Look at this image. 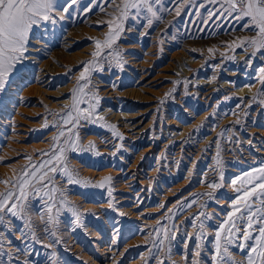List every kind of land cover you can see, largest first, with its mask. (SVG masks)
<instances>
[{
  "label": "rangeland",
  "instance_id": "374dc122",
  "mask_svg": "<svg viewBox=\"0 0 264 264\" xmlns=\"http://www.w3.org/2000/svg\"><path fill=\"white\" fill-rule=\"evenodd\" d=\"M124 2L79 0L65 19L57 14L55 23L38 26L46 36V44L54 45V51L62 49L68 32H75L80 41L69 52L79 59L77 65L67 62L48 88L50 94L57 95V88L65 86L66 93L57 98L27 94L17 102L16 123L24 130L1 126L0 181L15 182L25 169L31 172L32 165L49 159L53 152L59 154L61 147L66 159L57 164L56 173L49 172L53 179L48 188L35 193L31 186L25 188L27 199L21 201L22 215L0 213L5 216L0 223V250L4 253L0 264H145L142 257L148 258V264H193L194 260L211 264L218 225L227 219L236 197L250 187L238 178L252 173L253 168L264 167V154L259 153L264 151V132L260 133L264 130V74L260 71L264 68V49L258 50L249 43L259 39L258 29L248 18L237 20L235 14H216L222 1L212 4L209 0H184L178 5L177 0H162L161 5H153L159 19L145 10L137 15L135 9H130L125 18ZM55 3L57 9L65 6V0ZM177 7L181 8L179 15ZM149 18L153 20L151 26ZM110 36L109 47L105 41ZM98 40L100 48L96 46ZM87 51L91 58L84 56ZM26 53L13 74L28 65ZM135 57L150 62L151 74L143 81L132 63ZM152 76L156 77L155 84L148 94L139 88L147 87ZM7 87L8 84L0 92V108ZM109 87L115 88V100L102 92ZM131 90L136 93L130 97ZM203 91H211L212 96L205 100ZM28 96H34L31 98L35 102L27 100ZM124 98H129L126 104ZM47 99L67 102L56 109L49 106ZM77 109L88 112L80 113L79 123L73 126ZM69 111L72 120L65 125L61 118H67ZM110 112H138L137 119H150L146 137L154 140L157 131H165L171 117L187 126L181 137L175 139L169 133V138L164 139L167 145L157 146L150 157L141 156L147 173H139L143 176L144 192L138 197H134L136 190L118 185L122 173L115 171L127 169L126 163L120 168V157L131 162L133 154L140 150L132 152L128 147L129 137L120 124L132 120H116ZM89 113L90 118L84 120L83 116ZM62 130L64 136H59ZM58 136V140L54 139ZM66 138L76 142L75 150L65 143ZM64 165L81 183H68L67 176L61 173ZM93 169L96 173H92ZM233 180H237L235 185ZM213 182L221 186L209 188ZM52 187L58 191L51 193L53 199L49 200L44 192ZM8 189L19 195L14 183L0 182V193ZM209 192L211 198L198 195ZM49 204L52 222H48ZM70 209L75 210L79 220ZM201 212L210 218L199 216ZM157 228L161 229L159 235ZM165 228L173 239H165ZM198 231L203 233L199 256L196 241L185 236L187 233L194 237ZM252 231L254 236L258 234L255 228ZM226 235L227 231L222 233V246ZM161 239L163 245L159 243ZM238 243L244 241L240 239ZM111 244L117 248L109 249ZM231 251L236 260L245 259L235 244Z\"/></svg>",
  "mask_w": 264,
  "mask_h": 264
},
{
  "label": "snow or ice",
  "instance_id": "6c2138e0",
  "mask_svg": "<svg viewBox=\"0 0 264 264\" xmlns=\"http://www.w3.org/2000/svg\"><path fill=\"white\" fill-rule=\"evenodd\" d=\"M79 0H65V6L61 9H57L55 0H0V92L5 90L9 77L14 71L17 70V65L23 60L24 53L27 51V46L30 42V34L34 28L42 26L44 22L55 23V17L59 14L60 19H65V14H70L71 10L77 5ZM91 3V0H89ZM184 0H177L178 5H182ZM210 3H220L221 0H209ZM161 5L162 0H125L122 15L126 18L130 9H135L137 15L141 10H145L151 14L152 17L159 19L157 11L154 10L153 5ZM203 7V4H201ZM86 8V6H85ZM87 10V8H86ZM181 11L180 7L176 8V14L179 15ZM213 13L210 12V15ZM218 15H233L237 20H244L248 18L251 21V25L258 29L259 39H252L249 41L258 50L264 49V0H223ZM153 20L148 19V25L151 26ZM119 27V26H118ZM122 30V28H120ZM118 34V33H117ZM112 37L110 36L105 44L111 46ZM97 48L101 47V42L96 41ZM211 51V50H210ZM94 53L93 55H98ZM119 54L117 53V56ZM255 55V52H253ZM87 66H85V72H87ZM264 74V68L260 69ZM81 79H84V73L81 74ZM82 90V89H80ZM76 103H79L77 101ZM75 107V103L73 105ZM77 116L75 118L74 125L79 123L81 119L80 113H87V109H77ZM90 113L84 115L83 119L88 120ZM63 123L67 125L72 120V112L67 113V118L62 117ZM71 131V129H69ZM223 135V133H221ZM59 136H64V131H60ZM58 137L54 139L58 140ZM123 139V137H121ZM65 143L69 145L72 150L77 148L76 142L71 138H66ZM89 147H92L90 144ZM219 147V145H218ZM65 149L59 148L58 153L53 152L51 157L42 161L39 165H32V171L28 172L27 169L17 178L15 182L10 180L0 181L4 184L14 183V186L19 188V195L8 189L4 193H0V213H11L12 216L22 215L24 205L21 201L27 199V193L25 188L31 186L33 192H40L42 189L48 188V184L52 181V177H49V172H57V164L66 159L64 156ZM45 155H48L45 153ZM219 156V153H218ZM31 159V158H29ZM220 160H217V164ZM46 169L45 171H41ZM61 173L67 176L68 183H81L77 179L73 172L68 170L67 166L61 167ZM254 173V174H253ZM110 180L111 177L106 178ZM242 183L250 185L243 190L237 188L236 191L241 193L232 202V211L227 214V219L218 225V230L215 232V248L214 254L211 257V264H264V167L253 168L252 173L245 174V177L238 178ZM39 184L40 187H35V184ZM87 183V182H84ZM237 180H233L232 184L235 185ZM103 187V184L98 185ZM221 185L218 183H209L208 187L211 189L219 188ZM58 189L52 187L50 191H45L44 195L48 196L49 200L53 197L51 193L57 192ZM111 195V190H109ZM207 195L212 197V193L198 194ZM259 204L257 207L256 204ZM195 203V201H193ZM191 207V205H187ZM17 209L18 211H13ZM59 211V209H57ZM74 214L75 210L70 209ZM48 222H52L54 217L52 213V205L48 206ZM237 213L239 215H237ZM77 220H79V215ZM199 216H204L209 219L207 213L201 212ZM199 216L197 218H199ZM5 216L0 215V223H3ZM204 224L201 222L200 229H203ZM175 228V225H173ZM255 228L257 235H253L252 229ZM161 229L157 228L156 232L159 235ZM165 239H173L169 236V230L163 229ZM227 231V235L223 237L224 244L222 246V233ZM185 236L189 240L196 241L195 247L197 249L196 255L199 256L201 244L199 241L202 239L203 233L198 231L194 237ZM242 239L244 243H238ZM248 241H254V243L248 244ZM161 245L164 244V239L159 241ZM235 246L243 252L244 260H236L231 251L232 246ZM155 246V243H154ZM4 253L0 250V256ZM151 256V250L149 251ZM9 260H11V254H8ZM155 258V257H153ZM145 260V264H148V258L142 257ZM158 264H164L163 261H159ZM193 264H200V261L194 260Z\"/></svg>",
  "mask_w": 264,
  "mask_h": 264
},
{
  "label": "bare ground",
  "instance_id": "6f19581e",
  "mask_svg": "<svg viewBox=\"0 0 264 264\" xmlns=\"http://www.w3.org/2000/svg\"><path fill=\"white\" fill-rule=\"evenodd\" d=\"M40 28L39 27L34 28L32 33L30 34V42L27 46V53H26L27 57L25 58L26 64H28V65L24 66L23 68L22 67L18 68V71L15 74H11L9 77V82L7 83L8 87L6 88L7 91L4 93V97L2 98L3 99L2 105L0 108V130H1V132L4 131L3 128L1 127L2 125H6V126L11 125L12 127H15V128H13L15 130H19V129L24 130L25 127L18 126V124L16 123V121H17L16 113L18 111L17 102L19 100H21L22 96H26L27 94H32V95L41 94L43 96L44 95H50L54 98L55 97L57 98V97H59L57 95H59L60 93H62V94L66 93V87L65 86L57 88V90H58L57 95L50 94L51 91H49L48 88L52 87L54 85L55 82L53 81V79L61 73L60 70L63 68V66L68 65L67 62L71 61L73 65H77L76 62H78L79 58H77V60H76L74 57L75 56L74 53L69 52L80 41L78 36H76V33L75 32H68L63 38L64 39V41H63L64 45L62 46V49L60 51H54V50H52L54 45H51V43L46 44V42L44 41L46 36L43 35V33H42L43 30ZM44 50L48 51V54L41 53V51H44ZM83 54H85V53H83ZM84 56L87 58H91L90 52H88V51ZM148 56H147V58H148ZM76 57H79V56H76ZM152 57H150V59ZM145 59L138 60V57H135L133 62L131 60V62L134 63L133 65L136 67V69L139 72L140 81H143L145 78H147L151 74L149 66H148V64L150 62L145 60ZM73 61L75 63H73ZM169 62H171V61H169ZM20 64H22V63H19L18 66H20ZM134 66H133V68H134ZM166 67H168V66H166ZM164 73L166 74V72H164ZM157 74H159V72ZM155 78H154V76L149 78L150 80L147 81V83H146V84H148L147 87L141 85L139 89H143L146 93L150 94L151 91H153V88L151 86H153L155 84L154 83ZM73 79H75V77ZM136 80L137 79H135V81ZM114 89L112 87H109L108 89L106 88L105 90H102V92L104 91V93L107 96L112 95V97L115 100L116 94H115ZM139 89H138V91H139ZM203 92H205V91H203ZM135 93H136L135 91L131 90L129 92V96L132 94H135ZM154 94H155V92H154ZM203 96H204L205 100H208L212 96L211 91L205 92L203 94ZM31 97H34V96H28L27 100H30V102H33V100H35V99L31 98ZM125 100H129V98H124V101H123V103L125 102L124 104L127 103ZM47 101H48L47 103L49 104V106L51 108L56 107V109H60L61 106L67 102V100H58L56 102H53V100H48V99H47ZM11 110H12V112H11ZM208 111H206V112H208ZM136 113H138V112L127 113V115H122L119 113L110 112V115L112 117H114L116 120H120V118H127V119L129 118L132 120L130 122H129V120H128V122L123 120L120 122V124H121L122 129L125 131V132L124 131L123 132L126 133V135L129 137L128 138V141H129L128 147L131 148L132 152L134 149L139 148L140 150L138 153L133 154L134 158L131 160V162H130L129 158H128V161L126 160V162H125V160L123 161L120 157L119 158L121 161L120 168H124L123 165H124V163H126L127 169L125 172H122V171L116 170V169H115V171L122 173V175H121L122 177L119 179L118 185L120 187H123L126 190H131V189H133L134 191L136 190L137 193H136V195H134V197H136V196L138 197L144 192V183H143V179H142L143 176H140L139 173L145 174V173H147V171H146V165L140 161V159L142 158L141 156L147 155L150 157L151 155L156 153L157 146H160V147L165 146V144L168 141H164V139L169 138V133H172L173 135H175L176 136L175 139H177V138L181 137L182 133L185 132V129L187 130V126H184V124L179 123L177 121V119H175V117H171V118H169V120H167V125H166L165 131L164 132H163V130H162V132L157 131L156 132L157 138H155V140H154L153 138L146 137V135H147L146 131L150 127V121H149L150 119L146 122H145L146 117H142L141 119H137L140 116H138V114H136ZM13 114H15V115H13ZM204 114H205V112H204ZM9 115H12V117ZM188 127H191V126H188ZM177 129H180V132H178ZM261 132H264V130H260V133ZM19 134L20 133H18V135ZM23 135L21 134L19 136H23ZM161 141H163V142H161ZM104 148H106V147H104ZM259 153L264 154V151L259 152ZM93 172L96 173L95 170L92 171V173ZM98 174H100V173H98ZM127 176H128V178L124 181L123 179ZM111 245L112 246H110L109 249L116 247L115 244H111ZM109 253H114V250H112V251L110 250Z\"/></svg>",
  "mask_w": 264,
  "mask_h": 264
},
{
  "label": "built area",
  "instance_id": "2783aa9c",
  "mask_svg": "<svg viewBox=\"0 0 264 264\" xmlns=\"http://www.w3.org/2000/svg\"><path fill=\"white\" fill-rule=\"evenodd\" d=\"M223 2V0H221Z\"/></svg>",
  "mask_w": 264,
  "mask_h": 264
}]
</instances>
